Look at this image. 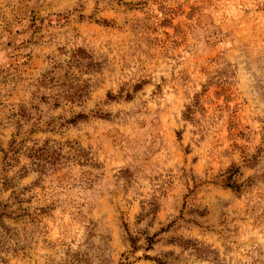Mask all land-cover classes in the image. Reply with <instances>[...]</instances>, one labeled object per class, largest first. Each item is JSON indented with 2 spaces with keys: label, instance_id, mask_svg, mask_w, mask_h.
I'll return each mask as SVG.
<instances>
[{
  "label": "rangeland",
  "instance_id": "1",
  "mask_svg": "<svg viewBox=\"0 0 264 264\" xmlns=\"http://www.w3.org/2000/svg\"><path fill=\"white\" fill-rule=\"evenodd\" d=\"M0 264H264V0H0Z\"/></svg>",
  "mask_w": 264,
  "mask_h": 264
}]
</instances>
